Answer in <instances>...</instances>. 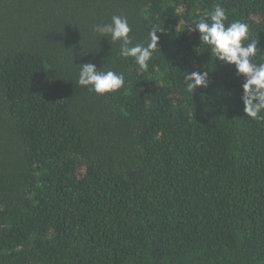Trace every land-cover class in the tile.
<instances>
[{"label": "trees", "instance_id": "obj_1", "mask_svg": "<svg viewBox=\"0 0 264 264\" xmlns=\"http://www.w3.org/2000/svg\"><path fill=\"white\" fill-rule=\"evenodd\" d=\"M217 5L264 56V0H0V264H264V121L193 31ZM113 15L158 32L146 71L92 31Z\"/></svg>", "mask_w": 264, "mask_h": 264}, {"label": "clouds", "instance_id": "obj_2", "mask_svg": "<svg viewBox=\"0 0 264 264\" xmlns=\"http://www.w3.org/2000/svg\"><path fill=\"white\" fill-rule=\"evenodd\" d=\"M225 9L219 5L205 18L195 21V30L199 33L200 44L207 45L216 60L234 66L236 74L243 77L241 101L246 117L264 121V61L258 42L251 39L249 25L242 21L226 23ZM92 31L111 43L119 44V54L132 58L141 70L148 69V63L159 48V37L155 30L149 33V42L133 44L130 33L132 28L124 15H113L111 21L92 26ZM160 49V48H159ZM79 68L77 84L90 92L104 96L119 91L125 84V75L112 70L97 69L93 63H85ZM186 73V72H185ZM186 90L193 94L195 90L208 86V71L186 73Z\"/></svg>", "mask_w": 264, "mask_h": 264}]
</instances>
